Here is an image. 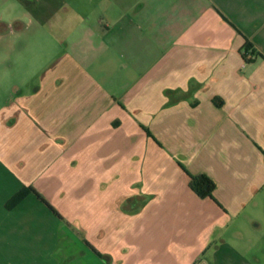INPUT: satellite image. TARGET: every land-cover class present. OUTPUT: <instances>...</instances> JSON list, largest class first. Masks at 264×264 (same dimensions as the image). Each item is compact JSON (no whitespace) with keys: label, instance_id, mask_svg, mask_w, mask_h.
Listing matches in <instances>:
<instances>
[{"label":"crops","instance_id":"crops-1","mask_svg":"<svg viewBox=\"0 0 264 264\" xmlns=\"http://www.w3.org/2000/svg\"><path fill=\"white\" fill-rule=\"evenodd\" d=\"M29 11L1 26L33 63L0 108V264H264V0ZM29 186L54 210L7 207Z\"/></svg>","mask_w":264,"mask_h":264},{"label":"rangeland","instance_id":"rangeland-1","mask_svg":"<svg viewBox=\"0 0 264 264\" xmlns=\"http://www.w3.org/2000/svg\"><path fill=\"white\" fill-rule=\"evenodd\" d=\"M33 6H40L41 8L43 0H0V34L2 30L4 31V35H0V108L11 99L14 86L19 83H26L30 78L28 72L29 69H32L31 63H33L31 46H27V44L22 46V42H20L22 40L28 42V36L24 35L21 40H16L14 45L21 48L18 54L11 48L14 33L11 31L8 33L6 29L1 30V26L17 28L16 19L31 23V25L34 24L35 17L29 11ZM52 21L53 23L60 22L59 14Z\"/></svg>","mask_w":264,"mask_h":264},{"label":"trees","instance_id":"trees-1","mask_svg":"<svg viewBox=\"0 0 264 264\" xmlns=\"http://www.w3.org/2000/svg\"><path fill=\"white\" fill-rule=\"evenodd\" d=\"M190 176V186L191 188L201 197L214 198L215 183L206 175H192ZM33 193L36 197L47 204L52 210H54L51 205L31 186L21 188L16 194H14L7 202L8 208H13L19 204L27 195ZM216 201V200H215Z\"/></svg>","mask_w":264,"mask_h":264}]
</instances>
